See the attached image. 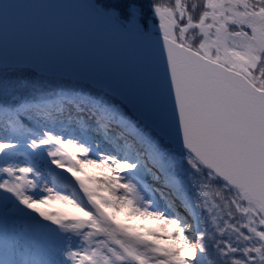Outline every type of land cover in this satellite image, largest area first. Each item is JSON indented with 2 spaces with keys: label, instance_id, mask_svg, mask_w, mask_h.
Here are the masks:
<instances>
[{
  "label": "snow or ice",
  "instance_id": "snow-or-ice-1",
  "mask_svg": "<svg viewBox=\"0 0 264 264\" xmlns=\"http://www.w3.org/2000/svg\"><path fill=\"white\" fill-rule=\"evenodd\" d=\"M0 264H264V0H0Z\"/></svg>",
  "mask_w": 264,
  "mask_h": 264
}]
</instances>
